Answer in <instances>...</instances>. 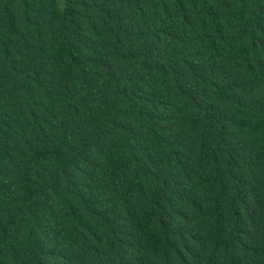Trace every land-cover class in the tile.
I'll use <instances>...</instances> for the list:
<instances>
[{
	"label": "trees",
	"instance_id": "obj_1",
	"mask_svg": "<svg viewBox=\"0 0 264 264\" xmlns=\"http://www.w3.org/2000/svg\"><path fill=\"white\" fill-rule=\"evenodd\" d=\"M0 264H264V0H0Z\"/></svg>",
	"mask_w": 264,
	"mask_h": 264
}]
</instances>
